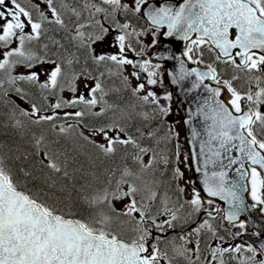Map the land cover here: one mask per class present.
Here are the masks:
<instances>
[{"label":"snow or ice","instance_id":"snow-or-ice-1","mask_svg":"<svg viewBox=\"0 0 264 264\" xmlns=\"http://www.w3.org/2000/svg\"><path fill=\"white\" fill-rule=\"evenodd\" d=\"M128 14L146 19L154 29L152 45L161 28H166L163 35L187 42L182 56L193 64H204L205 50L213 54L204 71L186 67L184 59L174 57L179 67L168 73L173 84L194 77L187 92L203 88L207 93L185 121L191 123L193 116L203 120L202 132L191 130L190 142L199 143V152L191 154L198 165L195 171L203 173L207 197H219L229 206L221 225L227 221L246 231L241 214L249 207L264 206V0H156L155 4L149 0H28L27 6L21 0H0V96L14 91L27 103L24 83L57 95L56 102L48 105L50 114H41L42 106L36 102L25 109L11 101V127L21 138L31 132L32 151L6 154L0 144V264H264V242L224 246L226 237L213 223L221 212L219 206L213 207L214 200L202 198L195 187L187 198L185 187L180 186L184 173L179 143L175 161L160 148L179 133L170 128L160 136L156 126L170 113L161 100L172 96L167 92L158 96L149 87L162 83L159 64L134 62L127 56L135 51L131 38L145 34L132 27ZM49 32L53 35L47 36ZM60 32L65 35L57 39ZM110 35L109 45L118 51L97 54L95 46ZM45 36L61 51L59 61L46 58L47 43L42 45L44 56L32 48ZM81 51L86 53L85 65L76 71ZM88 60L97 68L105 67L113 79L110 86L104 82L105 72L91 74ZM221 64L224 69H218ZM38 65H51L50 71L43 72L44 80ZM128 65L140 70L130 74L138 81L140 73H146V82L133 86L124 72ZM229 66L234 74L224 79ZM19 67L27 72L18 73ZM240 74L246 90L234 86ZM82 81L86 94L75 95ZM65 88L74 94L72 99L59 97L56 90ZM225 90L230 94L227 99L222 98ZM80 105V110L63 113L65 120L74 123H55L60 119L57 110ZM17 112L27 119L17 118ZM42 124L49 128L39 134L29 128ZM69 138L95 151L94 157L89 156L90 167L112 161L104 168L103 187L94 186L100 180L95 171L88 173L90 180L79 183L77 173L83 165L69 170L70 161L76 160L70 153L79 151L75 144L59 147L61 139ZM173 164L171 178L166 179ZM237 164L240 180L251 184L255 203L250 206L240 194L239 181L228 178L227 170ZM78 206L87 213L75 210ZM169 232L175 235L168 237ZM242 234L236 231L230 236ZM254 235L259 238L264 233Z\"/></svg>","mask_w":264,"mask_h":264},{"label":"water","instance_id":"water-1","mask_svg":"<svg viewBox=\"0 0 264 264\" xmlns=\"http://www.w3.org/2000/svg\"><path fill=\"white\" fill-rule=\"evenodd\" d=\"M163 2V1H161ZM155 4L154 2H150ZM166 31V29H165ZM164 31V32H165ZM176 37V36H175ZM163 40L159 43L158 48L153 49V51L149 54V58L151 60H156L160 62H164V72H166V80L167 83L170 84V94L172 96L171 102H174L176 104V107L178 108V111L182 115V123H183V129H184V137L185 141H187V146L189 148L190 157L193 151L199 152V143L198 140L196 142H190L191 141V130L192 128H196L199 131H203V125L200 126V122H202V118L193 116L191 117V123L186 124L185 121L189 120L190 113H193L196 111V108L200 102H202V98L207 95L205 90L203 88L195 89L192 92H187V89L191 87L192 80L194 77L189 78L186 81H183L181 84H173L171 82L172 77L168 75L169 72H175L177 71L179 67V61L175 59L174 57H181L182 52L178 47H176V39H174L173 36H165L162 34ZM183 41V40H182ZM186 41H183V44ZM163 57V58H162ZM172 57V58H169ZM144 58V57H143ZM140 59H134V62H140ZM185 60V59H184ZM186 67L192 68L197 67L201 71L206 70L205 66H202L201 64H194L191 65L189 61L185 60ZM136 69V68H134ZM140 78L143 80L145 79L144 74L140 73ZM205 83L210 84L211 86H216L215 82L206 80ZM166 91V89H164ZM229 97V93L227 91L222 92V98L227 99ZM200 98V99H198ZM21 104L25 105L26 107H29V105L25 104L18 98L16 99ZM199 139V138H198ZM233 156L236 155L235 152L232 153ZM191 169L192 173L194 175V184L199 187L202 195L204 197H207V194L203 191V183H202V176L203 173L196 172L195 168L198 166L195 163L192 162V158L190 159ZM239 167V164L233 165L231 169H228V178L230 181H239V184L241 186L240 194L243 196L244 202L246 205H252L255 203L254 201H251L248 196L249 192V184L248 180H240L239 176L237 175L236 169ZM212 170V166H209V171ZM218 170V169H217ZM207 198H213L216 201L218 200L220 203H222L223 208L225 211L228 210V204L225 201H222L219 199V197H207ZM261 207L260 205H257L256 208L249 207L247 211L241 214L243 218L246 220L247 227L249 230H252L253 228L258 230L259 232L264 233V215L261 213ZM224 211V212H225ZM240 216V217H241ZM255 245H259V243L264 242V236H261L259 238H254ZM253 242V241H252Z\"/></svg>","mask_w":264,"mask_h":264},{"label":"rangeland","instance_id":"rangeland-1","mask_svg":"<svg viewBox=\"0 0 264 264\" xmlns=\"http://www.w3.org/2000/svg\"><path fill=\"white\" fill-rule=\"evenodd\" d=\"M125 2H128V0H125ZM121 16H123V17H125L124 15H121ZM133 17V16H132ZM135 17V19H138V16H134ZM120 19V18H119ZM124 20V19H123ZM123 22V21H122ZM142 24L143 25H141L142 26V28L141 29H137L136 31L137 32H140V31H144L145 32V34L144 35H142V36H139V37H137V36H133L136 40H137V42H135V43H137V46H136V50L135 51H128L127 52V56L130 58V56L131 55H133V54H137V51H139L138 53H146L147 51H149L151 48H153V46H155V45H157V43H158V41L160 40V38H159V35H160V32L156 35V40H157V43L155 44V45H152V43H151V41H152V35H151V32L152 31H154V29H150L149 28V26L147 25V23L145 22V20L144 19H142ZM131 30V29H130ZM53 35V33L52 32H49L48 34H47V36H52ZM65 35V33H63V32H60L58 35H56V38L57 39H61V37H63ZM47 36H45L43 39H42V41L40 42V43H37V45H35V44H32V48L34 49V50H39V52H41V54L40 53H38L39 55H41V56H44L43 54H45V51H44V49L42 48V45L43 44H45V43H47L48 45H49V49H48V54H49V56H51V55H53V53H55V56H58V57H56L54 60H57V61H59V59H60V56H61V51L60 50H57L55 47H53L52 45H51V43H50V41L48 40V38H47ZM112 40V36L110 35L109 37H108V40H106L103 44H97L96 46H95V48H96V53L97 54H100V53H115V52H117L118 51V49L116 48V47H114V46H110L109 45V42ZM131 41H132V39H131ZM62 43H65L66 44V46H68L69 47V49L71 50V51H73V52H76V49L75 48H73L71 45H68V42L67 41H64V40H62ZM13 46H15V44L13 45ZM36 48V49H35ZM141 50H143V51H141ZM208 52H205V54H207ZM204 54V55H205ZM77 55L80 57V63L79 64H77L76 66H75V68H76V71H80L81 70V68L82 67H84V65H85V55H86V53L84 52V53H80V52H77ZM213 55V54H212ZM205 57V56H204ZM203 57V58H204ZM212 58V57H211ZM211 58H209V59H211ZM214 59V58H213ZM212 60V59H211ZM211 60H208V59H204V61L206 62V63H211ZM153 64H157V63H153ZM160 65V64H159ZM206 65V64H205ZM205 65H203V66H205ZM39 66H41V65H39ZM43 66H46V67H43ZM43 66H41V67H43L42 69H40L39 71L41 72V80H44V79H46V76L45 75H43V72L45 71V70H48V71H50L51 70V65L50 66H48V65H43ZM161 67H160V70H159V79L162 81V83H158L157 85H155L156 87L155 88H153V90L157 93V95L158 96H163L164 94H165V92H167L168 93V91H169V89H170V84H168L167 83V80H165V75H166V72H165V74L163 73V70H162V65H160ZM88 67H89V71L91 72V73H93V74H95V73H99V70H101V67L100 68H97L95 65H93L92 64V62H91V60H88ZM130 65H128V66H126L125 67V74L126 75H129V79H130V81H131V83L135 86V84L133 83L134 81H136V79L134 78V77H132L130 74H131V71H130ZM225 67H223V69H224ZM228 68L229 67H227L226 69H225V71L223 72V73H228V76L230 75V71L228 70ZM128 69V70H127ZM18 73H25V72H27V69H25V68H23V67H19V68H17V70H16ZM241 75V77L243 78V74H240ZM240 81H242L243 83L241 84V87L242 88H244V81L243 80H238V82H240ZM83 81L80 83V85H79V91L77 92V93H79V92H81V91H85V88L83 87ZM88 83H90V81H88ZM137 83V82H136ZM167 84V86H166V91L165 90H163V88H164V86ZM22 87H24V89L26 88L27 90H29L32 94H34L36 97H37V100L40 102V104H41V102H42V112H41V114H50L51 113V109L48 107V105L49 104H51V103H54L52 100H51V97L48 99V100H44L43 99V97H44V94H46L45 96H47V97H49L48 96V94H47V91L45 90V91H42V90H40L39 88H38V86H33V85H30V84H27V83H24L23 85H22ZM149 87H151V86H149ZM246 89H247V87H245ZM160 90H161V92H160ZM13 96H16L15 95V92L14 91H12V92H10L9 93V96H8V98L9 99H12V97ZM62 98H64V97H62ZM65 99V98H64ZM171 100H172V98H171ZM171 100H168V101H165L166 103H167V105L166 106H168L169 108H170V113H169V115L168 116H166V117H163L161 120H159L158 122H157V125L156 126H158L159 128H160V132H159V135L160 136H164V135H166L167 133H168V131H169V129L170 128H174V130L176 131V132H178L179 133V137L176 139V137H173V139L171 140V142L170 143H168L167 145H165V144H161L162 146L160 147V148H162V149H165L169 154H170V152L172 151V144H177V143H182L183 145H184V143L186 144L187 143V141H185V137H184V129H183V123H182V115H181V113L178 111V108L176 107V104L174 103V102H171ZM161 102H162V100H161ZM169 102V103H168ZM39 104V105H40ZM64 109V108H63ZM67 109V108H66ZM57 112L58 113H60V114H63L64 112L63 111H61L60 109L59 110H57ZM203 125V121L202 122H200V126H202ZM174 148V147H173ZM180 160H181V163H184L185 162V160H183V158L182 157H180ZM180 163V164H181ZM185 164V163H184ZM189 164H190V162H189ZM175 165V164H174ZM185 165H187L188 167H189V165L186 163ZM190 166H191V164H190ZM180 168H181V170L183 171V173H184V166L183 165H181L180 166ZM171 170V167L169 168V171ZM211 171V170H210ZM175 183V182H174ZM182 187H185V189H186V194H188L189 195V197H190V194H191V191H192V188L193 187H191L190 185H188V184H182ZM250 196H251V193H250ZM207 199H212V198H207ZM214 200V199H213ZM215 202V201H214ZM118 207H119V205H117ZM263 208H264V206H262ZM80 211V210H79ZM80 212H82V213H84L83 211H80ZM264 212V211H263ZM228 228H230V227H232V230L234 229V226H231L230 225V227L229 226H227Z\"/></svg>","mask_w":264,"mask_h":264},{"label":"trees","instance_id":"trees-1","mask_svg":"<svg viewBox=\"0 0 264 264\" xmlns=\"http://www.w3.org/2000/svg\"><path fill=\"white\" fill-rule=\"evenodd\" d=\"M102 72V71H100ZM99 72V73H100ZM113 83V80H109L107 85L110 86ZM118 83V82H117ZM24 88V87H23ZM26 93H28V99L31 102H36L39 106V103L37 102L36 96L32 94L29 90L26 88L24 89ZM5 100L8 101V103H5ZM13 108V104L11 103V100L8 97H3L0 96V144L5 145L4 147V152L6 154H18L17 150L23 152L25 150L27 151H32L31 148V132H29V135L26 137L21 138L18 131L16 129H13L11 127L12 121L9 119V113L11 112ZM17 118L21 119H27L24 117H19V113L17 112ZM4 124H7L8 127H3ZM29 128L32 131H35L37 134L40 133V131L47 130L49 128L48 124H42L40 126L36 125H29ZM51 138V137H50ZM73 144L76 145V147L79 149L77 152H72L70 153L71 156H75L76 160L75 163H71L70 171L72 168H80L81 165H83V170L81 173H77L78 181L79 183H85L86 181L90 180L91 177L88 176L89 172L95 171L96 174L100 177L99 182H93L95 187H103L104 186V168L109 167L112 165V161H107L103 164H100L97 162V166L95 168L90 167L89 163V156H95V151L88 145H85L83 141H76L74 138H69L67 140L61 139L59 147L62 149L67 146V147H72ZM83 145L81 148L80 146ZM32 161L30 160L29 163ZM171 170H168L167 177L166 179L171 178ZM79 186V184H78ZM172 187L174 188V182ZM170 195L172 194L171 192L169 193ZM75 210H80L83 211L84 213H87L86 208L82 207H77Z\"/></svg>","mask_w":264,"mask_h":264},{"label":"flooded vegetation","instance_id":"flooded-vegetation-1","mask_svg":"<svg viewBox=\"0 0 264 264\" xmlns=\"http://www.w3.org/2000/svg\"><path fill=\"white\" fill-rule=\"evenodd\" d=\"M69 2H71V0H69ZM21 3L22 4H24L25 6H27V3H28V0H21ZM43 39V38H42ZM42 39L39 41V42H33L32 44H35V45H37V43H40L41 41H42ZM36 49V48H35ZM185 49V48H184ZM37 50V49H36ZM38 51V53H40L41 54V52H39V50H37ZM205 52H208L207 50H205ZM49 52H47V56H46V58H51V59H55L56 57H58V56H55V55H51V56H49V54H48ZM43 55H45V54H43ZM205 57L203 58V59H208V60H213V58H214V56L211 54V53H207V54H205L204 55ZM212 57V58H211ZM209 58H211V59H209ZM212 60H211V62H212ZM204 63L205 64H207L205 61H204ZM41 66H43V65H41ZM41 66H37V70H40V69H42L43 67H46V66H43V67H41ZM48 66H50V65H48ZM223 67H225L224 65H219L218 66V69H223ZM228 70L230 71V75L228 76V73H223V77L222 78H224V79H230L231 78V76L234 74V71H233V69L229 66V68H228ZM241 80H243L244 81V78H241ZM243 82L242 81H240V82H238V81H236L235 83H234V86H236V87H238V88H242L241 87V84H242ZM244 88H242V90H246V88L245 87H247V84L245 83V81H244ZM177 139V138H176ZM179 144H181V146H180V148H181V152H182V155H181V157L183 158V160H184V155H187V147L185 146V145H183L181 142L179 143ZM176 145V144H175ZM175 145L174 144H172L171 146V148H172V151L170 152V156H171V159L173 160V161H175V159H176V157H175ZM174 147V148H173ZM188 156V155H187ZM187 163L188 165H189V167L187 166V165H185V164ZM184 163H181L179 166H181V165H183L184 166V176H183V179L181 180V181H179V183H180V186H182V184H188V185H190L191 187H193L192 186V180H193V176L191 175V173H190V164H189V156H188V160H185V162ZM175 165L173 164V165H171L170 167H174ZM175 184V183H174ZM186 197L187 198H190L189 197V195L188 194H186ZM216 206H219V208L221 209V212L216 216V219L213 221V223L220 229V235H223V236H225L226 237V240H225V242H224V246H227V244H229V243H232V244H236V243H240V244H247V243H249L247 240H246V238H245V234L246 233H248V234H250V235H254V233H256V231H253V232H248V231H244V230H240L239 228L236 230V231H243V234L240 236V237H236L235 239H232V237L230 236V233H234V232H236V231H234V230H232V227H230V228H228L226 225H225V222H223V224L221 225V218H222V216H223V214H222V209L223 208H221V204L220 203H218V202H214V205H213V207H216ZM205 207H208L207 205H205ZM204 218V216L203 215H201V217H200V219H203ZM243 220V219H242ZM237 227H238V225H237ZM178 231V230H177ZM168 237H171V236H173V235H175V233H173V232H169L168 234ZM206 240L208 239L207 237L205 238ZM162 247H163V245H162ZM202 247H203V245H202Z\"/></svg>","mask_w":264,"mask_h":264}]
</instances>
